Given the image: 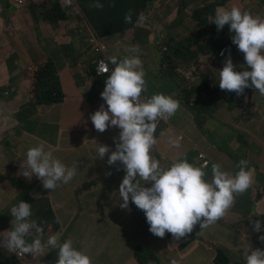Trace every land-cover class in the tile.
<instances>
[{
    "label": "rangeland",
    "instance_id": "rangeland-1",
    "mask_svg": "<svg viewBox=\"0 0 264 264\" xmlns=\"http://www.w3.org/2000/svg\"><path fill=\"white\" fill-rule=\"evenodd\" d=\"M30 1L23 15L31 20L23 29L32 36L26 38V44L16 49L13 46L12 53L6 55L7 65L0 68V81L22 88L25 73L18 74L17 66L30 58L41 117L26 122L25 133L19 137L0 129V233L4 232V224L11 221V208L22 200L32 205L31 219L42 223L46 231L39 238L46 240L51 236L52 226L54 234L71 238L78 250L92 258L93 264H171L173 259L177 264H217L218 257L227 259L222 264H246L250 251L264 249L260 240L264 233L253 231V223L264 218V95L251 87L239 96L230 92L236 99L218 97L210 107L193 102L188 92L193 87L194 96L200 95L206 82L215 84L216 75L224 66L220 49L206 48L203 42L193 45L187 39L191 32L209 25L207 15L201 17L206 24L198 20L207 1L186 0L183 5L182 0H156L144 12L146 21L134 28L124 26L123 14L111 16L102 11V18L118 21L107 35L81 9L80 0ZM246 1L254 6L255 16L264 19V0ZM86 8L89 11L88 4ZM34 11L38 13L36 17ZM0 39L3 44L13 45L6 29L0 32ZM171 39L184 50L168 69V65L161 66V58L170 53ZM136 40L142 47L138 55L147 69L146 73L142 61L147 87L142 98H150L155 86L168 88L165 82L171 79L185 90L183 94L179 90L166 91L179 98L180 107L175 115L159 121L152 154H157L160 146L166 163L187 159L210 172L216 163L233 175L243 159L253 171L252 186L235 196L234 205L221 219L203 231L197 224L192 233L180 239L166 233L154 241L149 237L152 233L143 211L119 214L106 204L113 199L119 206V186L125 172L119 163L118 178L113 182L96 151L98 144L103 145L102 138L120 133V129L109 127L99 140L94 136L99 131L90 117L105 104L101 93L110 72L96 69L93 74L89 67L94 66L96 58L97 66L101 67L104 61L111 69L109 58L120 60L128 56L127 45H135ZM233 63L236 71L248 68L246 62ZM89 90L94 91V96H89ZM53 126L59 133L66 132L61 146ZM39 128V136L31 133ZM171 140H178L180 146L174 147ZM40 142L49 149L48 144L53 146L54 155L68 167L78 163L74 179L61 184L52 194L38 178L29 181L19 175L27 150ZM206 179L210 181L212 175ZM6 195L10 196L8 204L3 203ZM133 225L141 226L140 237L151 245L139 242L132 247L137 238L132 235L129 243L121 229ZM34 238V233L27 237L29 241ZM57 252L54 249L45 258L30 253L19 256L0 247V264H56Z\"/></svg>",
    "mask_w": 264,
    "mask_h": 264
},
{
    "label": "clouds",
    "instance_id": "clouds-1",
    "mask_svg": "<svg viewBox=\"0 0 264 264\" xmlns=\"http://www.w3.org/2000/svg\"><path fill=\"white\" fill-rule=\"evenodd\" d=\"M22 1L20 4L15 0H0L2 22L6 25L14 23L11 36L15 48L26 44V38L32 36L23 29L31 20L23 15L31 1ZM185 1L182 0L183 5ZM92 7L103 9L104 4L102 0H92ZM33 14L36 17L38 13L34 11ZM133 15V11L129 10L124 17L125 23L132 24ZM203 15L209 17V25L203 30L191 32L187 39L193 45L203 42L202 46L206 48L210 41L214 44L213 49H220L221 56H224V66L216 75L212 86L219 84L222 90L220 94L225 97H234L230 92L242 95L245 89L251 87L264 95V19L255 16L254 6L246 0H215L198 15L199 22L206 24L207 21L201 18ZM145 21L144 13H140L136 26ZM193 34H199V39L192 40ZM127 46L130 47L128 56L120 60L115 56L109 58L108 63L113 66L111 69L105 66L104 61H101V67L97 66L96 58L94 60L100 73L110 72L101 93V99L107 107L102 104L90 117L94 128L99 131L94 136L99 140L109 127L120 129V133L115 132L101 139L103 145L98 144L96 156L113 182L118 178L119 163L123 165L125 172L119 186V206L113 199L106 204L120 214L143 211L152 233L149 237L154 241H157V237L163 238L166 233L180 239L192 233L197 224L203 231L221 219L234 205L235 196L252 186L253 171L249 168L248 161L243 159L239 161V171L233 175L216 163L212 164V172L189 163L187 159L169 166L160 146L157 154L153 155V147L157 144L155 133L158 123L175 115L180 107L179 98L159 91L151 92L150 98L143 99L142 93L147 91V69L138 55L142 47L138 43ZM164 50H168V47L165 46ZM235 61L246 62L250 69L236 71ZM33 67L30 58L17 66L18 74L25 73L22 88L11 87L9 83L0 86V127L11 124L16 137L25 133V123L30 119L25 114L26 111L37 109L40 105ZM89 71L93 73L90 67ZM16 92H23L28 98L18 103L17 111L9 116L5 106L12 104ZM89 96H94L93 90H89ZM197 99L198 96H191L193 102ZM16 126L22 129L18 130ZM53 128L58 136V145L61 146L66 132L60 134L55 126ZM31 133L34 134L32 131ZM170 143L174 147L180 146L178 140H171ZM48 146L51 149L40 142L29 148L26 159L20 165L19 175L29 181L33 177L38 178L42 181L43 188L52 194L57 192L55 189L61 184L71 182L79 168L78 163L71 167L65 165L54 155L53 146ZM81 165L85 171L84 164ZM208 175H212L210 181L206 179ZM130 203L133 205L130 206ZM32 216V205L29 203L21 200L18 205L13 206L11 221L4 224V232L0 233V247L19 256L30 253L34 257L40 254L44 258L57 249L56 264H93L92 258L78 250L71 238L65 239L54 234L52 226L49 228L51 236L46 240L39 238L46 231L42 223L31 219ZM253 231L264 233V218L253 223ZM31 233L36 238L29 241L27 237ZM260 240L264 242V235L260 236ZM171 264H177V261L173 259ZM246 264H264V249L250 251Z\"/></svg>",
    "mask_w": 264,
    "mask_h": 264
},
{
    "label": "trees",
    "instance_id": "trees-1",
    "mask_svg": "<svg viewBox=\"0 0 264 264\" xmlns=\"http://www.w3.org/2000/svg\"><path fill=\"white\" fill-rule=\"evenodd\" d=\"M156 0H102V3L104 4L103 9H96L92 7V0H80V6L83 11L89 14V18L93 20L95 24H97L98 30L102 34H109L112 30L116 28L118 25V21L113 20L111 18L110 20H106L105 18H102L101 13L102 11H106L111 16L117 15V14H123L124 17L126 13L129 12V10H132L133 15V23L128 24L125 23V20L123 22L124 26L126 28H134L136 26V20L140 13H144L148 10L149 6L153 5ZM219 2H224V0H218ZM86 4L89 6V11H87ZM248 9L249 7L245 5ZM192 40L196 41L199 39V34H193L191 37ZM137 43L138 40H136ZM207 48L213 49L214 44L210 41L207 42ZM169 49L170 53H166L161 58V66L164 67L165 65H168V69H171L172 61H174V58L181 53L184 50V46L175 43L172 39L169 41ZM90 69L95 74L96 66H91ZM166 73V72H165ZM166 85H168V88L162 87L160 89H157L155 86L156 91H163L166 92L167 90H179L182 94L185 90H181V86L179 85L178 81L171 79L169 82H165ZM219 85V84H218ZM216 85L215 87L212 86L211 80L206 82V85L204 89L202 90V93L198 95L197 103L199 105H208L212 107L214 105L215 100L220 97L222 99H236L234 97H225L221 95L222 90L219 88V86ZM193 88V87H192ZM192 88L190 91H188L190 94L194 95ZM180 160L174 161L172 163H169V166H171L173 163L178 162ZM150 186V185H148ZM113 209V208H111ZM120 214V213H119ZM122 234L126 237L127 241L131 242V236L134 235L137 238V243L132 245V247H135L139 245V242H142L143 244L151 245L146 241V238H141V226L133 225L132 230L130 227L122 228L121 229ZM227 261L224 257H218L216 259L217 264H222L223 262Z\"/></svg>",
    "mask_w": 264,
    "mask_h": 264
},
{
    "label": "crops",
    "instance_id": "crops-1",
    "mask_svg": "<svg viewBox=\"0 0 264 264\" xmlns=\"http://www.w3.org/2000/svg\"><path fill=\"white\" fill-rule=\"evenodd\" d=\"M206 1H207L208 5H212L215 0H206ZM13 24H14L13 22H10L9 25H6V24H4L2 22V20L0 18V32L3 31L4 29H6L7 33L11 36V34L13 33ZM11 38H12V36H11ZM13 46L14 45L3 44V42L0 39V68L6 67V65H7L6 55H10L12 53ZM14 48H15V46H14ZM21 56H23V54ZM17 72H18V70H17ZM5 84H7V83H2L0 81V86H4ZM26 97L28 98L27 94H25L23 92H16L15 96H14V98L12 100V104H9V105L5 106L7 114L9 116L14 114L17 111L18 103L23 102ZM40 112L41 111L39 110V107H37V109L31 108L30 110L26 111L25 114H27L30 117L29 122H32V121L36 120L37 118L41 117ZM44 124L45 123H43L42 126H45ZM0 129L6 130V131L11 132L13 134V130L11 129V124H5L2 127H0ZM36 131L37 132L34 133V134L39 136L40 132H41L40 128H39V130L36 129ZM61 133H65V131L60 132V134ZM9 201H10V196L9 195H6V196L3 197V203L4 204H8Z\"/></svg>",
    "mask_w": 264,
    "mask_h": 264
},
{
    "label": "built area",
    "instance_id": "built-area-1",
    "mask_svg": "<svg viewBox=\"0 0 264 264\" xmlns=\"http://www.w3.org/2000/svg\"><path fill=\"white\" fill-rule=\"evenodd\" d=\"M16 2H18V3H20V4H22L23 3V1L22 0H15Z\"/></svg>",
    "mask_w": 264,
    "mask_h": 264
}]
</instances>
